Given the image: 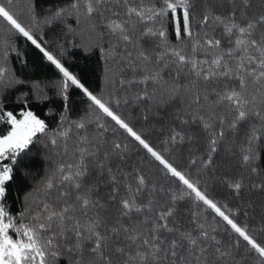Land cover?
<instances>
[{"label":"snow or ice","instance_id":"6c2138e0","mask_svg":"<svg viewBox=\"0 0 264 264\" xmlns=\"http://www.w3.org/2000/svg\"><path fill=\"white\" fill-rule=\"evenodd\" d=\"M12 4L0 0V18L55 67L64 111L74 86L95 119L63 127L62 115L59 130H52L30 108L17 114L0 99V122L9 126L0 135V264H65L68 256L69 264H238L241 248L245 258L254 254L264 264V217L254 228L238 203L246 189L264 196V181L246 185L243 175H229L227 168L216 187L204 179L222 167L219 153L229 134L241 166L261 175L253 165L264 161V0H72L50 8L45 24L72 16L75 25H87L93 43L86 50L100 53L106 86L125 93L107 96L90 90L58 50L34 35L40 17L35 5L24 24ZM169 14L175 45L163 27ZM158 20L159 28L148 26ZM66 28L79 34L72 24ZM153 43L155 50L145 46ZM8 71L0 66V86L24 85L15 77L5 80ZM29 87L39 91L38 83ZM129 89L136 93L132 102ZM133 103L145 107L134 114ZM166 115L177 122L166 135L145 126L150 116L163 122ZM40 136L54 148L63 141V153L35 196L20 197L13 213L8 186ZM196 144L200 160L185 159L183 148ZM217 188L229 190L235 207L218 198ZM113 209L117 218L109 226Z\"/></svg>","mask_w":264,"mask_h":264},{"label":"trees","instance_id":"16d2710c","mask_svg":"<svg viewBox=\"0 0 264 264\" xmlns=\"http://www.w3.org/2000/svg\"><path fill=\"white\" fill-rule=\"evenodd\" d=\"M72 0H13L11 10L19 17L24 24L30 23V16L32 15L31 9L35 5V11L40 14L39 23L32 25V31L34 35L42 39L47 45H50L54 52L58 50V58L62 60L70 68V70L82 77L86 85L90 90L97 94H103L107 96L108 91L125 95L123 92H119V86L116 85L109 88L105 84V64L100 59V53L92 48L86 50L87 46L93 43V38L89 36L87 31V25L77 26L73 22L72 16H67L60 23L45 24L43 22L44 16L47 15L48 10L52 7L67 6ZM145 4H148V0H143ZM156 8L161 7V4H156ZM123 5L120 6L118 11L123 15ZM72 24L76 28L77 33L72 34L67 32L66 26ZM161 21H156L154 26L159 28ZM163 27L168 33L169 42L173 45L178 42L175 39L174 28L175 21L172 19L171 14L163 20ZM219 36V32H217ZM152 50H155V44L145 45ZM0 66L8 69V74L5 80L15 77L24 81L23 86L14 85L12 88H4L0 86V99H2L6 110L19 112L22 107L30 108L37 116L44 119L52 130H59V118L63 115L67 118V122L63 127H68L72 121H80L82 118L85 120H94L95 113L89 109V102L82 95L79 90H76L74 86H70L68 89L69 100L67 101L68 109L65 112L63 109V98L58 95L61 82V77L58 74L54 66L50 65V62L46 61L38 49L31 44L21 34L11 29V26L7 24L2 18H0ZM175 73L173 72L172 75ZM183 79V78H182ZM39 84V91L32 88L30 85ZM151 90V89H149ZM135 91L129 89L126 94V98L133 101ZM37 96L40 98L37 99ZM46 97V99H45ZM27 99V104H24V100ZM176 105L174 107H179ZM145 105H139V108L133 103L131 110L133 113L143 110ZM145 114H148L145 112ZM177 122L171 120L170 116H165V121H157L150 116V119L145 125L146 127H153V129H162V134L166 135L169 125L176 124ZM9 130V126L5 122H0V135L6 134ZM96 132L95 126L90 125L88 128V134L94 135ZM75 137L69 139L67 143L68 151L73 150L75 144ZM64 142H58V147H52L49 143V138L40 136L34 141V144L30 146V151L18 164V170L16 171L15 179L9 184V195L7 201L11 206V210L15 213L20 207V197H23L26 193L33 192L34 189L40 186L42 179L52 169L54 163L60 161L63 153ZM227 149L228 151H225ZM58 153L60 155H58ZM184 158L189 157L200 160L203 153L199 150V145H186L183 148ZM219 163L222 167L217 172H213L211 175H206L205 180L212 187H216L218 184V178L225 175V168L229 169V175H243L246 185L256 184L264 181V161L256 160L253 166L258 167L261 171V175L257 176L250 172H247L240 163L239 148L233 147L231 135L225 139L221 152L219 153ZM138 157H134L132 163H135ZM190 171L195 174L197 168H190ZM103 189L101 194H103ZM227 189L217 188L218 198L226 203H230L235 207V203L232 202V198L228 196ZM227 197V199H226ZM239 206L247 212V219L254 228L261 226V218L264 217V196L259 194L258 190L246 189L243 195V199L238 201ZM115 209L109 214L108 224L111 226L116 222ZM188 213L185 210L183 213V219L187 222ZM244 219V217H241ZM121 223L127 226L130 221L121 219ZM208 224L216 227V223L208 217ZM222 229V225H220ZM245 249L241 248V256L237 258L238 264H244L247 259V264H259L253 254L250 258L243 256ZM68 256L67 253H65ZM71 256L65 261V264H69Z\"/></svg>","mask_w":264,"mask_h":264}]
</instances>
